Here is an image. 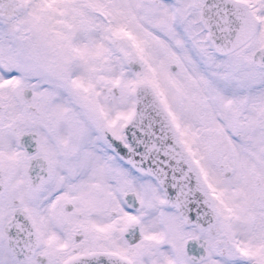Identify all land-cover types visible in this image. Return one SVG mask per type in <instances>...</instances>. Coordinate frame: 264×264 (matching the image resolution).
<instances>
[{
    "label": "snow or ice",
    "instance_id": "snow-or-ice-1",
    "mask_svg": "<svg viewBox=\"0 0 264 264\" xmlns=\"http://www.w3.org/2000/svg\"><path fill=\"white\" fill-rule=\"evenodd\" d=\"M0 264H264V0H0Z\"/></svg>",
    "mask_w": 264,
    "mask_h": 264
}]
</instances>
